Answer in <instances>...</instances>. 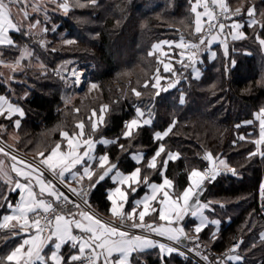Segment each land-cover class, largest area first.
Here are the masks:
<instances>
[{
	"label": "trees",
	"instance_id": "1",
	"mask_svg": "<svg viewBox=\"0 0 264 264\" xmlns=\"http://www.w3.org/2000/svg\"><path fill=\"white\" fill-rule=\"evenodd\" d=\"M194 1L96 0L95 5H90V0H69L72 8L67 15L63 12L52 15L53 22L48 25L53 42L47 48H42L33 35L13 32L16 43L6 48L7 58H17L21 46L29 44L34 48L35 56L48 65L38 67L26 60L24 70L18 75L21 82L12 84L11 90L0 84V93L13 95L24 107L26 115L19 127L17 145L33 156L48 153L61 139L62 131L75 132L80 121L85 123L86 134L91 132L88 118L93 110L100 111L103 105L108 106L106 123L93 137L117 141L108 146L101 144L98 151L107 153L111 161L125 172L141 167L149 180L161 181L166 153L176 151L180 156L169 161L166 176L175 182L176 193H181L189 185L190 171L204 170L208 166L209 161L205 159L208 152L226 156L239 176L230 173L219 176L215 182L206 184V190L200 196L203 201L214 203V214L222 219V228L217 236L212 235L211 226L199 234L216 253L243 239L241 253L245 260L240 264H252L264 256V240L259 238L264 229V199L260 195L264 159L260 156L247 158L250 152L257 150L252 141L256 139L258 130L255 128L249 134V127L243 122L253 119L256 111L264 108V48L255 39V33L264 38V29L259 26L249 28L247 23V38L232 41L228 54L220 50L214 60H205L199 79L193 78L191 67H176L174 72L182 71L183 78L175 87L154 98L156 89L152 84L155 76L173 74L163 71V58L154 51V45L180 37L196 41ZM228 2L232 10L243 7L242 18L246 17L249 3L255 4L258 21L264 19L259 15L264 12L262 0ZM82 4L86 6L81 7ZM55 25L56 31L53 32L52 26ZM68 39H74L76 43L64 44ZM150 52L153 55H149ZM67 59H75L74 63L87 69L91 80L97 84L90 93L86 88L78 90L82 97L74 102L66 98L67 82L54 72L58 63ZM232 61H235L234 66ZM226 68L229 69L227 72ZM44 71H47V76L40 75ZM128 80L133 84L127 93L124 94L125 90L118 92L117 85L125 87ZM169 82L170 79L167 84ZM133 89L141 92V96L136 97ZM25 91L29 92L26 98L22 97ZM181 94L184 95V104L179 103ZM137 108L151 111L153 121L135 131L134 138L125 139L122 133L126 121L136 116ZM169 127L172 128L165 139H155L157 132L166 131ZM242 133L248 138L240 140ZM161 143L165 145L166 153L161 155L157 169H148L147 160ZM119 145H124V149L121 150ZM138 151L145 152L142 163L132 158V154ZM114 186L111 178H106L90 190V203L105 215L110 214L111 208L107 193ZM8 187L7 183L0 181V192L6 193ZM145 190L146 187L141 186L137 194ZM17 197V193H11L7 199L14 202ZM221 203L223 208L219 206ZM0 205H3L0 207L1 218L9 208L3 199H0ZM228 218L231 219L228 221ZM14 233L10 229L0 230V257L6 258L19 244L20 237ZM133 262L199 264L175 252L161 259L158 248L138 256L135 254ZM5 264H9L6 259Z\"/></svg>",
	"mask_w": 264,
	"mask_h": 264
},
{
	"label": "snow or ice",
	"instance_id": "2",
	"mask_svg": "<svg viewBox=\"0 0 264 264\" xmlns=\"http://www.w3.org/2000/svg\"><path fill=\"white\" fill-rule=\"evenodd\" d=\"M58 8L62 9L65 15L69 11L67 0L59 2V0H51ZM264 2V0H262ZM24 3V0H0V46H15V42L11 39L10 31L24 32L25 36L32 34L34 29H37L41 23L39 19L34 22L31 21V17L28 11L22 10L23 23L14 20V13L12 12L13 5H20ZM96 0H90V5H95ZM211 4L220 9L219 13H214L209 10V4L205 0L203 7L204 12L200 13L197 8L200 7V0H197L196 5L192 8V11L196 13L194 32L202 34L198 44H189L188 48L191 51V56L188 59V63L180 61L185 68L191 67L194 74V79H199L200 71L195 67L196 64L201 61L198 59V54L204 51L211 52L210 46L217 39L218 34H223L225 27H229L232 33V39L247 37L243 32L239 31L244 27V24L240 21L233 19L234 16L240 15L243 12V7H237L234 10H230L226 0H211ZM86 6L84 4L81 7ZM34 11H40V6L37 5ZM45 15L47 10L45 9ZM246 15L249 17L247 26L249 28H256L259 26L264 29V19L257 21V8L255 4L249 3L247 7ZM259 15L264 18V12H260ZM224 20H232L230 25H226L221 22L220 18ZM26 25V27H25ZM205 25H207V31L205 32ZM44 32L48 31V28L43 29ZM56 31L55 28L52 29ZM217 35H213V32ZM210 37V39L208 38ZM255 39L261 48H264V38H261L259 33H255ZM76 43L74 39H68L64 41V44L71 45ZM167 43V42H166ZM225 54H227V44L224 41ZM46 46V45H45ZM180 47H184L183 39ZM204 46V47H201ZM159 47L154 46V48ZM28 56H31V52L25 49ZM2 54V53H0ZM149 55H153L152 52ZM215 52H211L212 58H215ZM24 55L16 60V65L20 64V61L24 59ZM2 62V61H0ZM235 61H232L234 66ZM30 66V65H29ZM229 69L226 68L227 72ZM163 71L165 73L172 72L176 75L170 64L165 63L163 65ZM55 74L60 76L64 81L71 80V82L79 87L82 83V73L75 69L69 70L64 68V75H60V69L54 70ZM159 72V69H157ZM41 76H47V71L41 72ZM160 76H157L155 83L152 87L156 89L154 98L160 96L161 92H167L170 88L176 86L179 80L170 81L167 87L161 85ZM147 87V84L145 85ZM97 88L95 83H90V89ZM136 97L141 96V92L132 90ZM153 98V99H154ZM184 95L181 94L179 103L184 104ZM108 106L103 105L100 109V115L97 119V113L93 110L91 116L88 118L90 123L91 132L87 134V139H83L82 144L76 141V137H85V123L80 121L77 123L76 128L79 132H73L71 136L68 132H62V140L66 141V152H61V144L57 143L55 147L50 150V154L47 155L41 164L50 171L54 177L57 175L61 180L64 179L65 174L69 173L71 179H78L83 181L85 178L88 180L87 187L94 189L100 182H102L110 173L111 179L114 183L120 186L114 188V190L107 193V199L111 202V214L120 221V226H114L110 223L101 222L100 219L94 218L88 212L79 211L81 205L75 201H70L69 198L60 192L52 180H45L42 171H38L36 167L31 164H25L21 169L12 165V171L16 173L18 179L14 181L8 180L9 185L7 192H0V199L5 200L7 206L13 209L12 214L5 215L3 222H0V229H15L17 225L22 231L27 234V229H32L34 234L29 238L23 239L22 243L15 247L14 250L4 257H0V264H5V259L9 264H97L101 257H103L102 264H133L134 254H142L150 249L158 248L161 254V259H165V253L170 256L174 252L179 255H184L177 247L172 245H166L159 243L158 241L150 238V236L135 234L131 230L138 229L141 231H148L155 233L156 235L166 237L169 241H173L176 244H180L182 238L188 239L189 237L185 233V227L183 221L186 217L195 218L199 221L198 224H194L192 231L197 234L196 239H199L198 234L204 230L209 223L218 225L219 220H209V217L204 214L205 210L215 212L212 201L202 202L200 196L206 190V184L215 182L218 176L228 175L238 177L239 173L236 168L231 167L228 163L220 158H216L213 162V156L207 154V159L212 166L206 168L204 171L193 169L188 176L189 185L183 190L182 193H172L169 190L173 188V181L164 177L159 184L149 183L148 176L141 177V167H136L131 173L123 174L119 171L117 164L110 160L107 153L99 155L94 154V145L96 143L110 144L117 143V141H109L101 138L99 141L94 140L93 135L104 126L105 113ZM77 111H79L77 109ZM6 119H11L13 115H17L19 119L14 120V126L19 128L21 119L24 117V111L19 105L10 103L5 96L0 95V116L5 115ZM137 118L131 119L125 124V131L122 133L123 138H134V132L138 131L143 126L151 123V111L148 112V117H145V112L140 108L136 109ZM259 118V138L252 141L257 150L248 154V159H252L255 156H260L264 159V108H261L257 114ZM246 123H252L247 121ZM175 121H173V126ZM3 126L0 125V128ZM240 127V125H237ZM171 131V127L163 133L157 132L155 139L160 140L167 136ZM240 140H244V136L239 137ZM235 143V142H234ZM83 147V152H80V148ZM121 150L124 149V145H119ZM2 151V149H0ZM166 153L165 146L160 144L155 154L147 162L148 169H157V158ZM7 155V153H5ZM41 156L44 154L41 153ZM179 158V153H166V159L163 160L162 167L166 168L169 161ZM15 157L12 160L15 161ZM134 159L137 163L143 160L142 154H136ZM98 162V168L101 169L97 174V171L93 169V163ZM79 166V171L73 172L72 170ZM96 179H93V176ZM0 176H7L2 162H0ZM21 180L26 181L24 183ZM71 182V181H69ZM121 186H125L122 190ZM141 186L148 187L149 192L145 193L142 199L136 200L133 203L130 212L125 213L123 211L125 205L128 203L129 195L135 194ZM38 188V192L34 189ZM72 193L77 194L75 188L69 189ZM11 193H18L19 202L13 205L8 201L7 197ZM81 200L87 204V193L81 188V192L78 193ZM260 195L264 199V183L260 186ZM52 197V200H46L45 197ZM117 201L120 203L118 204ZM159 205L155 207L154 203ZM54 203L60 206L62 203H72L73 207L77 209V212L69 211L67 215L57 211V207H54ZM3 205H0L2 207ZM221 208L224 204L219 205ZM139 209V211H138ZM157 213L152 223L146 222V217ZM31 214V222H30ZM77 215L79 218H77ZM155 219L164 221L166 224H156ZM230 219V218H229ZM16 221V224L10 222ZM23 221V223H20ZM173 225H176L175 227ZM73 228L80 230L82 233L88 234L87 237L81 235L77 236L73 234ZM128 230H123V229ZM18 234V233H14ZM213 236L216 235L214 232ZM264 238V234H262ZM52 245L51 254L45 253V248L48 245ZM69 244L72 249H76L75 252L70 253L67 257L61 254L60 250L63 245ZM239 248V244L233 246L230 252L235 253ZM199 244L196 245L198 251ZM113 254H116V258L113 259ZM207 259V257H204ZM226 259L234 262H239L243 258L239 255H227ZM216 264H221L218 259Z\"/></svg>",
	"mask_w": 264,
	"mask_h": 264
},
{
	"label": "crops",
	"instance_id": "3",
	"mask_svg": "<svg viewBox=\"0 0 264 264\" xmlns=\"http://www.w3.org/2000/svg\"><path fill=\"white\" fill-rule=\"evenodd\" d=\"M59 2L62 3V2H64V0H59ZM204 2H205V0H200V7L197 8V11L200 12V13H203V12H204V7H203ZM207 2H208V4H209V10H210V11H213L214 13H219L220 9H219L218 7H216V6H213V5L211 4V0H207ZM226 2H227L228 5H229L228 0H226ZM196 3H197V0H195V1L193 2V7L196 5ZM47 4H49V5H53V3L51 2V0H24V3H22V4H20V5H13V7H12V12L14 13V20H17V21H20V22L23 23L24 21H23V16H22V10H26V11H28L29 14H30V17H31V21H30V22H34V21L37 20V19H39V20L41 21L39 27H38L37 29H34L33 32H32V34H29V35H33V36H35V37H37V38L40 37V36H44V35L49 36V32H50L51 30H48L47 32H44V31H43V29H44L45 27H47L48 29H50L48 23H46L45 20L40 19V17H38V14H36V13H38V12H36V11L33 10L37 5H39V6H40V11H42V7H43V5H47ZM229 8H230V10H232L231 7H230V5H229ZM194 14H195V19H196V13H194ZM35 15H36V16H35ZM256 19H257V21H258V18H257V17H256ZM235 20L240 21V22H242V23L244 24V27L241 28L239 31L243 32L244 35L246 36L245 26H246V24H247L248 21H249V17L246 15L245 18H237V19H235ZM231 23H232V21H230V24H231ZM25 27H26V25H25ZM13 32H15V31H10L9 35H10L11 39L15 42V39H14V37H13ZM213 35H217V34L215 33V34H213ZM35 39H36V38H35ZM182 39H183V42H184V47H180V46H179V45L181 44ZM209 39H210V38H209ZM238 39H242V38H238ZM238 39H235V40H238ZM221 41H224V42L227 44V54H228V53H229V46H230V43H231L232 41H234V40L232 39V33L229 31V35H227V36H224L223 34H218V35H217V39H216L215 41H213V43H212L211 46H210L211 52H215V54H216V55H215V58L218 56L220 50L223 51V52L225 53L224 43H221ZM166 42H167V43H166ZM198 42H199V41H198L197 38H196V41L186 40V39L183 38V37L176 38V39H166V40L160 41V42H158V43H155L154 46H157V45H158L159 47L154 48V51L157 52V53H159V54L161 55V57L163 58V62H162L163 65H164L165 63H168V64H170V67H172L173 70H174V69H175L176 67H178V66L183 67V64L180 63L181 60H183L184 63H188V59H189V57L191 56V51L189 50L188 45H189V44H198ZM15 43H16V42H15ZM40 45H41V44H40ZM41 46H42V45H41ZM7 47H8V46H0V53H2V54H0V61H2V62H0V84H4V85H6V86L8 87V89H10V90L12 89V84L21 82L20 79L18 78V75L22 72V70H20V69H21L20 66H21L22 64H24V62H25L26 60H29L30 62H34L35 66H38V67H45V66L48 65L46 62H44L43 60H41L39 57H36V56H35V50H34V48H33L31 45H29V44H24V45L21 46L20 54L18 55V57H17L16 59H10V58H7V57H6V55H5V50H6ZM201 47H204V46H201ZM25 49H27L29 52H31V56H28V54L25 52ZM211 52H209V51H204V52H201V53L198 54V59H199L201 62L198 63V64H196L195 67L198 68L199 71H200V77H199V78H201V76H202V74H203V68H202V65H203L204 61L207 60V59H208V60H214V59H215V58H212V56H211ZM21 55H24L25 58L22 59V60L20 61V64H19V65H16L15 62H16V60H18V59L21 57ZM8 67H9V68H8ZM188 68H190V67H188ZM188 68H187V69H188ZM191 72H192V69H191ZM192 73H193V72H192ZM193 76H194V74H193ZM160 77L164 78V79H161V85L164 86L165 83L167 84L168 79L165 78L164 76H160ZM166 84H165V85H166ZM0 95L5 96L6 99H7L10 103L15 104V105H19V107H21V108L23 109V111H24V117H25L26 112H25L24 107L22 106L21 103L17 102V101L14 99V96H13V95H9V94H7V93H0ZM28 96H29V92H28V91L23 92L22 97L26 98V97H28ZM140 109H141L142 111L145 112V117H144V118H147V117H148V111H146V110H144V109H142V108H140ZM259 111H260V110L256 111V113H255L253 119L248 120V121H252V123H250V124H249V123H246L247 121H244V122H243V125H244V126L249 127V130H248V133H249V134H250V133H253V131H254L253 129L257 128V130H258V135H257L256 139L259 138V131H260V129H259V118H258V116H257V114L259 113ZM6 115H7V113H5V115H3V116H0V125L3 126L2 128H0V134H1V136H3V138H5L6 140H9L10 142L16 144V143L19 141V139H20V134H19V128H16V127L14 126V123H13V122H14L15 119H19V117H18L17 115H13V117H12L11 119H6V118H5ZM24 117H23V118H24ZM23 118L21 119L20 126H21V124H22V120H23ZM134 118H137V113H136V116H135ZM152 121H153V118H152V116H151V123H152ZM126 122H129V121H126ZM151 123H150V124H151ZM20 126H19V127H20ZM171 128H172V127H171ZM167 130H168V129H167ZM62 132H68V131L63 130ZM75 132L78 133V132H79V129H77ZM163 132H165V131H162V132L159 131V133H163ZM68 133H69V135L71 136L72 133H70V132H68ZM85 133H86V128H85ZM168 134H169V133H168ZM241 136H244L245 138H248V137L246 136L245 133H242ZM165 137H166V136H165ZM165 137H163V139H165ZM92 138H93L94 140H96V141H99L101 138H103V139H105V140H109V141H116V140L110 139V138H108V137H101V138H99V139H96V138H94V137H92ZM83 139H87V134H86L85 137H83V138H80L79 136L76 137V141H77V142H80L81 144H82V142H83ZM163 139H160V140H163ZM256 139H254V140H256ZM58 143L61 144V152H66V151H67L66 141H65V140H62V137H61V139L58 141ZM110 144H111V143H110ZM110 144H102V145L108 146V145H110ZM161 144H163V143H161ZM100 145H101V143H96V144L94 145V154H95L97 157H98L99 155H102V154H103V153H100V152L98 151ZM163 145H164V144H163ZM164 146H165V145H164ZM54 147H55V146H54ZM262 148H263V146H262ZM83 150H84L83 147H81V148H80V152H83ZM170 152H172V153H178V152H176V151H170ZM49 154H50V151H49L48 153L44 154V155L42 156V157H43L42 159H44L45 157H47V155H49ZM136 154H142V155H143V160H142L141 162H139V163H142L143 161H145V152H144V151H138V152L133 153V154H132V158H133V159H134V156H135ZM207 154H211V155L213 156V162H215L216 158L218 157V158H220V159L225 160V161L228 163L229 166L233 167V166L229 163L228 158H227L226 156H215L212 152H208ZM179 156H180V154H179ZM12 157H13L12 155H8V154L5 155V152L0 151V162H2V164H3V166H4V169H5V172L7 173V176H0V181H3V182H5V183H7L8 180H12V181H14L15 179H18V177L16 176V173L13 172V171L11 170L13 164H16V166L19 167V168H21V169H23V168H24V165L27 164V163L21 161L20 159H18L17 157H15V156H14V157H15L16 159H15V161H14V160H12ZM109 157H110V156H109ZM152 157H153V156H152ZM152 157H151V158H152ZM151 158H149V159H151ZM149 159H148V160H149ZM165 159H166V158H165ZM110 160H111V159H110ZM134 160H135V159H134ZM148 160H147V162H148ZM135 161H136V160H135ZM160 161H161V157L157 158V164H159ZM136 162H137V161H136ZM168 163H169V162H168ZM116 164H117V163H116ZM167 165H168V164H167ZM208 166L211 167L212 164L209 162ZM117 167H118V165H117ZM166 168H167V166H166ZM166 168H162V170H161V173H162V179H163L164 177H167V176H166ZM93 169H95V170L97 171V174H98L100 171H102L101 169L98 168V162H94V163H93ZM118 169H119V171H120L121 173H123V174H129V173H131V172H125V171H123L122 169H120L119 167H118ZM141 169H142V168H141ZM79 170H80V169H79V166H77V168L73 169L72 171H73V172H76V171H79ZM196 170L204 171L205 169H204V170H202V169H196ZM38 171H40V170H38ZM43 175H44V179H45V180H49L48 177L46 176V174L43 173ZM111 175H113V173H110L109 176L106 177V178H111ZM143 176H145V175H144L143 170H142V171H141V177H143ZM218 177H219V176H218ZM218 177H217V178H218ZM106 178H105V179H106ZM167 178H168V177H167ZM93 179H96V176H95V175L93 176ZM168 179H170V178H168ZM63 180L66 181L68 184H70V185L72 186V188H75L76 190H77V189H80V188L82 187V185H84V183L88 184V180H87V178H85L83 181H78V179H71L69 173H66V174H65V177H64ZM111 180H112V179H111ZM148 180H149V178H148ZM171 180H172V179H171ZM69 181H71V182H69ZM112 181H113V180H112ZM172 181H173V180H172ZM21 182L24 183V182H26V181L21 180ZM161 182H162V180H161V181H151V180H149V183H156V184H159V183H161ZM262 183H264V178H263V182H262ZM7 184H8V183H7ZM8 186H9V185H8ZM117 186H120V185H118L117 183H115V186L112 187L111 189H109V191L114 190V188L117 187ZM121 187H122V190H124V187H125V186H121ZM140 188H141V187H140ZM57 189H58V188H57ZM34 190L38 192V188H36V189H34ZM58 190H59V189H58ZM139 190H140V189H139ZM139 190H138V191H139ZM138 191H137L135 194L129 195V197H128V203L125 205V207H124V209H123V211H124L125 213L130 212V211H131V208H132V206H133L134 201L139 200V199H142V198L144 197L145 193L149 192L150 189H149L148 187H146V190H145L143 193H141L140 195L137 194ZM169 191L172 192V193H176V186H175V182H174V181H173V188L170 189ZM182 192H183V191H182ZM182 192H181V193H182ZM17 194H18V193H17ZM45 199H46V200H52L53 198H52V197H48V196H46ZM200 200H201L202 202H205V201H203L201 198H200ZM10 202H11L13 205H15L16 203H18V202H19V195H18L16 201H14V202H13V201H10ZM117 203L119 204L120 202L117 201ZM153 203H154V206H155V207H159V205L155 204V202H153ZM213 204H214V203H213ZM54 206H57V205L54 203ZM213 207L215 208V205H213ZM8 208H9V207H8ZM96 210H97V209H96ZM69 211L77 212L78 210L75 209V208H65V209L61 208V210H60L59 212H61L62 214L67 215ZM79 211H85V212H88V213H89L90 215H92L94 218L100 219L101 222H106V221H104L103 219L99 218L98 216H96V215L92 214L91 212L86 211V210H84V209H82V208H80ZM97 211H98V210H97ZM138 211H139V209H138ZM12 212H13V209H10V208H9V211H8L7 213H5L3 216H1V218H0V222H3V217H4L5 215H10V214H12ZM98 212L101 213V214H103V213L100 212V211H98ZM215 212H216V208H215ZM215 212H210V211H208V210H205L204 214L207 215V216L209 217V220H214V219H215V220H219V221H220V223H219L218 225H214V224H211V223H209V224L207 225V227H209V226L212 227V229H213V233L215 232V233H216L215 236H217V235L219 234L221 228H222V222H223V221H222V219H221L218 215L214 214ZM104 215H105V214H104ZM106 216H109V217H112V218H116V217H113V216H112L111 211H110V214H109V215H106ZM156 216H157V213H152V215H150V216H148V217L145 218V219H146V222H147V223H152L153 220H154V218H155ZM77 218H79L78 215H77ZM230 219H231V218H230ZM230 219L228 218V221H229ZM192 220H193V222H192ZM30 222H31V214H30ZM10 223H11V224H16L17 222H16V221H12V222H10ZM20 223H23V221H20ZM106 223H107V222H106ZM155 223H156V224H166V222H164V221H159L158 219H155ZM198 223H199V221H198L197 219H195V218H191V217H186V218L184 219V221H183V224H184V227H185V233H186V235L189 234L190 231H192L191 229H192L193 225H194V224H198ZM173 226L175 227L176 225H173ZM205 228H206V227H205ZM205 228H204V229H205ZM8 229H10V230H14L16 233H18V234H16V235L20 237V242H19V244L22 243L23 239H27V238L30 237V235L34 234V231H33L32 229H27V230H26L27 234H25V231H22V230L19 228V225H17V227H16L15 229H12L11 227L8 228ZM0 230H1V229H0ZM193 232H194V231H193ZM191 233H192V232H191ZM73 234H74V235H77V236H81V235H83V236H85V238H86L87 235H88V234H86V233H82V232H80V230L75 229V228H73ZM262 234H264V229L260 232V237H259L260 240H264V238H262ZM182 239H183V238H182ZM242 241H243V239H240V240H238L237 242H235V243L230 247V248H232L234 245L239 244V248L236 250V252H235V253L231 252L230 255H236V254H239V255L243 258V259H242L241 261H239V262L231 261L232 264H240V263H242V262L245 260L244 255L241 253V245H242ZM159 243H160V242H159ZM19 244H18V245H19ZM18 245H17V246H18ZM51 249H52V245L49 244L48 247L45 248V253L48 254V255H50V254H51ZM150 250H151V249H150ZM75 251H76V249H72V248L70 247L69 244H65V245H63L62 248H61V250H60L61 254L64 255L65 257H67L70 253L75 252ZM147 251H149V250H147ZM147 251H146V252H147ZM134 255H135V254H134ZM165 255H167V254L165 253ZM115 258H116V254H113V259H115ZM102 261H103V257L100 258V260H99V264H102ZM49 264H51V262H49ZM133 264H134V262H133Z\"/></svg>",
	"mask_w": 264,
	"mask_h": 264
},
{
	"label": "rangeland",
	"instance_id": "4",
	"mask_svg": "<svg viewBox=\"0 0 264 264\" xmlns=\"http://www.w3.org/2000/svg\"><path fill=\"white\" fill-rule=\"evenodd\" d=\"M67 3H68V6H69V10H70L72 7H71V4H70L69 0H67ZM45 9L47 10V15H45V11H44ZM59 12H63V10L60 9V8H58L55 4H53V5L47 4V5H43L42 11H38V13H36V14H38V17H40V19L45 20L46 23L50 24L51 22H53L52 21V15H55V14H57ZM240 17L237 16V17H235L233 19H237V18H240ZM230 21H232V20H229L227 22L228 25H230ZM52 28H56V25L55 26H52ZM227 29H228V33H225V29L223 30V35L224 36L229 35L230 29H229V27H227ZM48 30H50V29H48ZM38 40L45 42L44 45H42V46L40 45L42 48H47L48 45H49V43L50 42H53V38H51L50 36H46V35L40 36L38 38L36 37L35 41L36 42H39ZM14 59H16V58H14ZM74 61H75V59H67L65 61L59 62L58 63V66H57V69H60V75L61 76L64 75V68H67L69 70L75 69L78 72H81L83 74L82 77H81L82 83H81V85L79 87L75 86L71 82V80H68L67 81L68 90H67L66 98H67L68 101H72V102H74L76 98H78V97L81 98L82 97V96H79L78 95V90H82V89L86 88V89H88L87 92L90 93V92H92L93 90L96 89V88L95 89H90V83H94V82L91 80V75H90L89 71L87 69H85V68H82V66L80 64L74 63ZM20 68H21L20 70L23 71L24 68H25L24 64H22L20 66ZM179 73H183V72L182 71H179V72L176 73V75L171 74L172 76L171 75H168V76H164V77L167 78L168 80L170 79V81H175V80H177L179 78L178 77ZM158 76H163V74H159ZM156 77L157 76H155V79H156ZM154 82H155V80H154ZM132 84H133V82L131 80H128L126 82V86L125 87H123V84H118L117 85L118 92H121V91H124L125 90L124 91V94H126L128 88ZM89 93H87V94H89ZM95 111L97 113V119H98V117L100 115V111H97V110H95ZM106 113H107V110H106ZM106 113H105V119H106ZM0 143H2V145H0V149H2V151L5 152V153H7L8 155L15 156L18 159H20L21 161H23V162H25L27 164H31L33 167H36L38 170H40L42 172H43L42 168L43 169H46V167L41 164V161L43 160L42 159L43 157L40 155L41 153L38 156L30 155V154L22 151L18 147L17 143L14 144V143L10 142L9 140H6L5 138H3V136H1V134H0ZM62 181H64V180H62ZM64 182L67 185H69L70 187H72L66 181H64ZM87 185L88 184L84 183V185H82L83 189H85L87 187ZM80 189H77V190H80ZM90 190L91 189H89V188H88V190H85V191L88 192V193L86 192L87 193L86 199H87L88 203L86 204V207H82V209L91 212L92 214L98 216L99 218L103 219L107 223H110L111 224V220L112 219H115V218H112V217H109V216H106L104 214L99 213L96 210V208L90 203V200H89ZM70 208H72V207H70Z\"/></svg>",
	"mask_w": 264,
	"mask_h": 264
},
{
	"label": "built area",
	"instance_id": "5",
	"mask_svg": "<svg viewBox=\"0 0 264 264\" xmlns=\"http://www.w3.org/2000/svg\"><path fill=\"white\" fill-rule=\"evenodd\" d=\"M240 15H237V16H240ZM237 16H234L233 18H235ZM220 20H221V22L228 25L227 22L229 20H224L222 17L220 18ZM206 31H207V25H205V32ZM214 33H215V31L213 32V34ZM225 33H228L227 26L225 27ZM201 35L202 34H198V37H197L198 41H199ZM39 43L41 45L45 44L44 41H39ZM183 76H184V73H179V75H178L179 78L177 80L180 81L183 78ZM0 145H2V143H0ZM209 167L210 166H207L206 168H209ZM42 170L46 174L48 179L52 180L53 183L56 185V187L59 189V191L64 193V195H66L70 201H75L76 203H79L81 205V208L86 207V204L81 200L80 195H78V193L81 192V189L77 190V194H74L69 190L72 187H70L64 181H62L58 175L56 177H54L53 174L50 171H48L47 169L42 168ZM83 190L84 191L88 190V187H86ZM85 192H87V191H85ZM54 207H57L58 212L61 210V208H63V209L64 208H70V207L74 208L72 203H62L60 206H54ZM111 224L114 226H120V221L118 218H115V219L111 220ZM123 230H128V229L125 228ZM131 231L135 234H142V235L150 236V238H152V239H154L160 243H164L166 245H172L174 247H177L180 252L184 253L183 256L190 257L193 260H195L196 262H198L199 264H216L218 259L221 261V264H229L230 263V260L226 259V254L230 255L231 254L230 250L233 247L229 248V249H227L221 253H216L211 249V247L208 244H206L202 240L200 234H198L199 239L197 240L196 239L197 234L194 232L187 234V236L189 237L188 239H186L187 244H184L182 242V240H185V239H182L180 244H176L173 241H169L166 237L156 235L155 233H151L148 231H141L138 229H132ZM197 244H199L198 251L196 250ZM204 257H207V259H205ZM97 264H99V261L97 262ZM252 264H264V256L262 258L256 260V261H254Z\"/></svg>",
	"mask_w": 264,
	"mask_h": 264
},
{
	"label": "water",
	"instance_id": "6",
	"mask_svg": "<svg viewBox=\"0 0 264 264\" xmlns=\"http://www.w3.org/2000/svg\"><path fill=\"white\" fill-rule=\"evenodd\" d=\"M182 242H183L184 244H187L186 240H182Z\"/></svg>",
	"mask_w": 264,
	"mask_h": 264
}]
</instances>
